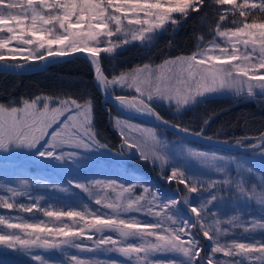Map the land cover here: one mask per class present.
Masks as SVG:
<instances>
[{
	"label": "snow or ice",
	"instance_id": "1",
	"mask_svg": "<svg viewBox=\"0 0 264 264\" xmlns=\"http://www.w3.org/2000/svg\"><path fill=\"white\" fill-rule=\"evenodd\" d=\"M192 13L202 19L211 14L213 22L210 38L198 36L190 55L105 74L101 53L114 58L135 41L147 47ZM76 54L89 60L96 87L118 112L149 116L163 126L170 122L156 111L159 103L179 113L212 94L264 100V0H0V71H36ZM19 103H0V153L26 150L57 167L55 162L67 165L107 148L97 139L91 98L38 94ZM112 120L123 138L121 151L149 160L162 175L170 172L164 178L175 181L176 191L161 194L126 175L73 177L44 182L53 200L33 195V184L42 183L34 177L4 180L0 210L9 211H0V245L22 250L38 264H49L50 257L37 250L53 249L118 253L127 258L121 264H152L160 252L171 254L168 264H264V131L247 143L259 152L257 169L241 156L177 151L155 129ZM170 126L204 136L203 129ZM235 205L245 209L243 215ZM253 205L259 211L248 213ZM70 261L100 264L79 254Z\"/></svg>",
	"mask_w": 264,
	"mask_h": 264
},
{
	"label": "trees",
	"instance_id": "2",
	"mask_svg": "<svg viewBox=\"0 0 264 264\" xmlns=\"http://www.w3.org/2000/svg\"><path fill=\"white\" fill-rule=\"evenodd\" d=\"M201 11L203 12V9ZM212 22L213 17L211 14H209L206 19H202L199 13H192L188 20L182 23L175 32L168 31L156 37L147 47L143 46L141 42L135 41L124 46L122 49H117V54L114 58H108L106 54L101 53V63L105 70V74L109 76L114 74L118 75L122 71H128L138 65L142 66L145 63L158 65L167 59L190 55L196 50L198 36H203L205 40L210 38L208 25ZM113 39H115V37ZM92 75V65L89 60L85 59L83 56L55 63L40 72L30 74L0 72V103L5 105L13 103L14 106H20L19 102L21 100L29 99L38 94H68L91 98L93 102L95 131L98 134L97 139L101 144L107 145V148L97 149L99 150L97 151L99 153L98 156L104 159L99 158L96 160V168H98V170L101 169L103 172L107 170H109V173L117 172L119 175H126L128 178H138L137 180L139 182L147 181L148 185L152 186L153 191L160 192L161 194L169 193L170 191L174 193L177 188L175 181L169 183L163 178L167 176V170L162 175L158 168L151 162L141 160L138 156L127 150L121 151L122 137L111 124V116L112 114H116V112L102 101L93 84ZM118 93L119 91L117 94ZM108 109L110 112H108ZM157 111L164 118L183 127H188L193 131L203 129L205 135L235 143L238 140H243L245 137L249 138L245 144L255 142L259 134L264 131V100L260 97L245 98L242 96H218L215 94L209 98L207 97L203 103L193 105L190 109H183L181 113L174 115L175 118L170 115L175 114L173 110L160 108ZM205 120H207V123H205ZM158 129L161 130L162 128L159 127ZM161 131L167 139L176 143L181 142L179 136L176 134L164 129ZM185 142L191 143L192 145L196 144L187 139H185ZM217 150L218 149H214V151ZM218 151L225 155L231 154L241 157H251L259 154L258 151ZM12 154L13 152L0 153V172L3 173L0 182L12 176L6 173V168H10V170L16 169V167L22 165L23 162L29 161L33 157L29 153L15 156ZM96 154L95 152L94 155ZM107 158H113L114 160L110 161L107 165L108 161H105ZM119 160L123 161L119 162ZM55 163L58 165L57 167H53V162L51 161L38 158L37 161L28 163L29 166L23 165L22 167H29L31 170L28 172L30 176L27 177H34L41 180V184H44V182L63 178L60 171L64 170L63 167H65V165H63L62 162ZM132 164H138L139 170L136 171L132 169ZM233 175H235V173H233ZM27 177L24 175V178ZM44 178H47V180L45 181ZM10 180L12 179H8V181ZM253 183H256V180L253 179ZM38 186L44 187V185ZM36 187L33 185L32 188L43 190ZM179 187L182 188L183 186L180 185ZM137 190L140 189L137 188ZM0 194L3 193L0 192ZM224 195L227 196L226 193ZM56 198L55 196L53 200ZM23 199L27 201V198ZM64 200L68 203L72 201L67 197H65ZM41 203H43V201ZM0 211L8 212L9 210L5 209ZM22 215L30 216L32 214L24 213ZM85 242L89 245L93 243V241L88 240ZM204 242L205 244L208 243L207 240ZM0 249V252L3 253L6 258L12 257L15 261L17 260L22 264H38L35 260L32 263L29 261V258L27 259L26 256L24 257L21 254L22 250L8 248L3 245H0ZM2 249H4L5 252H3ZM54 250H57L59 254L62 255L58 249ZM78 253L79 252H77V254ZM88 254L93 257V259H95V256H99L93 253ZM109 254L117 257V253ZM203 254L204 253H202V255ZM44 255L54 260L51 258V255L47 254V250H45ZM105 255H108V253ZM217 255L219 256V254Z\"/></svg>",
	"mask_w": 264,
	"mask_h": 264
},
{
	"label": "rangeland",
	"instance_id": "3",
	"mask_svg": "<svg viewBox=\"0 0 264 264\" xmlns=\"http://www.w3.org/2000/svg\"><path fill=\"white\" fill-rule=\"evenodd\" d=\"M118 94H120V93H118ZM213 95H215V94H212V95L208 96V98L213 96ZM216 95H218V96H232L231 93L216 94ZM155 107H156V111L159 110L160 108L173 110V109L169 108L166 103H159V104L155 105ZM181 112H179V113H181ZM179 113L175 112V114H170V115L174 117V115H178ZM117 116L120 119H125V118L130 119L132 123L137 122L135 124H139V125H141L143 127L155 129L157 135H159L161 137V139L165 140L169 144V146H174L177 151H179L182 148L183 149L192 148V149H195V150H198V151H209V152L214 151V148L211 149V147H207V146L206 147H202L204 145L199 146L200 144H198V143H196L198 145H196V144L192 145L191 143H190L191 144L190 145L189 143L185 142V138L184 137H181L179 135H177V136H179L181 142L176 143V142H174V141H172L170 139H167L166 136L163 135V132L160 129L154 127L153 125L150 126V124H148V123L145 124V122H143L141 120L124 117V116H121V115H119L117 113L114 114V115L112 114V116H111V124L114 126V128H116V127H115V125L113 123L112 117H117ZM116 130L119 133V130L117 128H116ZM97 151H99V150L94 149L93 151L88 153L86 157L85 156H81L79 158L78 162H68V164L65 165V167H63L64 170L60 171V174L63 176V178H61L60 180H64L65 178L72 179L73 177H76L78 179H82L84 177L95 178V179H105V178H108V177H115V175L116 176L119 175L117 172L109 173V170H107L106 172H103V171H101V169L98 170V168H96V164H95L96 160L99 159V158L104 159L103 157H99L98 156L99 153ZM95 152L97 153L96 155H94ZM216 152H218V154L225 155L224 153H222V152H220L218 150ZM26 153H28L26 150L25 151H16V152H13L12 155L15 156V155L26 154ZM244 158L249 159L251 163L255 164L257 169L260 168L261 161H260L259 154L251 156V157H247L246 156ZM37 159H38L37 157H32L29 161L23 162L22 165H20L19 167H16V169H13V170H10V168H6V170H7L6 173L12 175L8 179H12L10 181H14L15 178H17V177L24 178V175H26V177L30 176V174H28V172L31 171L29 169V167H22V166L23 165L29 166L28 163H30L31 161L35 162V161H37ZM113 160H114L113 158H107L105 161H108L107 162V165H108L109 162L113 161ZM121 161H123V160H119V162H121ZM147 161H149V160H147ZM194 163L195 162H193V164ZM138 166H139L138 164H132L131 168L136 170V171H138L139 170ZM154 166H156V165H154ZM157 168L160 171V168L159 167H157ZM123 170H125V169H123ZM10 171H14V172H10ZM160 173H161V171H160ZM2 174L3 173L0 172V178H1ZM167 175H170V172H168ZM129 179L132 180L133 183H137V184L141 183L136 178L130 177ZM254 180H256V183H258L259 182V175L254 177ZM48 182H50V181H48ZM154 183H155V181H154ZM33 185H34V187L37 186L36 188L43 189V190H38V189H33L32 188L31 191H32L33 195L45 196L46 199H54L55 196L52 195L53 191L51 189L46 188V187H39L38 186V185H44V184H38V185L37 184H33ZM155 186L157 187L156 184H155ZM75 191L79 192L78 189H76ZM137 191H140V190H137ZM25 202L27 203V201H25ZM65 202H66V200H65ZM71 202H73V200L70 201L69 203H71ZM85 202H87V198H85ZM232 207H233V205H229L228 208L226 209L228 215L234 214L232 212ZM235 207L241 213V215L244 214L245 209L243 207H241L240 205H235ZM246 211L248 213H253V212H258L259 209H258V206L253 205L252 207H248L246 209ZM113 238L115 239L116 236L113 235ZM205 240H206V238H205ZM2 251L5 252L4 249H2ZM37 251H41L42 254L45 253V250H37ZM77 252H79L78 254L81 256V258L87 259L88 257H91L87 252L80 253V251L78 249H70L67 253L61 252L62 255L59 254V252L57 250L53 249V250H47V254L51 255V258L54 259V260L50 259L49 264H71L70 257H71L72 254H77ZM162 253H165V252H162ZM162 253L160 252V253H156L154 255L152 264H168L169 256L171 254L170 253L162 254ZM21 254L24 257L26 256L27 259L29 258V261H31L32 263L34 262V259L32 258V256H30L26 252L22 251ZM116 255H117V257L111 256L109 253H108V255H105V254L104 255H99V256H95V260H98L100 262V264H112V260H115V264H121V261L127 259L125 257L119 256L118 253ZM219 255H222V254H219ZM0 264H22V263H19L17 260L15 261L12 257L6 258L3 255V253L0 252Z\"/></svg>",
	"mask_w": 264,
	"mask_h": 264
},
{
	"label": "water",
	"instance_id": "4",
	"mask_svg": "<svg viewBox=\"0 0 264 264\" xmlns=\"http://www.w3.org/2000/svg\"><path fill=\"white\" fill-rule=\"evenodd\" d=\"M78 56H83L84 57V54H76V57H78ZM72 58L73 57H64V58L61 59L60 62H63V61H66V60H69V59H72ZM53 64H55V63L49 64L47 67H49V66H51ZM47 67H45V68H47ZM45 68L38 69L36 71H23V72H19V71H17V72L0 71V72L12 73V74H30V73L40 72V71L44 70ZM92 73H93V75H92L93 84H94V86L96 88V91L100 95L102 101L104 103H106V105H108L113 111H115L119 115H122V116L128 117V118H134V119L141 120V121H143L145 123H148L150 125L160 127V128H162V129H164L166 131H169V132H172V133H174L176 135L184 137L185 139H187V140H189L191 142L198 143L200 145H204V146L211 147V148H214V149L228 151V152H253V151H257V150H253V149L248 148L247 144H245V147H237L235 142H230V141H226V140L217 139V138L205 135V134H204L203 137H197L195 135L181 133L177 129H175V128L170 126L171 124H177V123H175L173 121H170L168 119L167 120L170 122L169 126H163V125H160L158 121H155L153 118H151L149 116L137 115V114L128 113V112H118V109L116 108L115 103L113 101H111V100H106V98L102 94L101 90L96 87L95 71H94V67L93 66H92ZM108 112H110L109 109H108ZM191 131L195 132L193 130H191ZM206 137H211L212 139L208 140V139H206Z\"/></svg>",
	"mask_w": 264,
	"mask_h": 264
},
{
	"label": "bare ground",
	"instance_id": "5",
	"mask_svg": "<svg viewBox=\"0 0 264 264\" xmlns=\"http://www.w3.org/2000/svg\"><path fill=\"white\" fill-rule=\"evenodd\" d=\"M122 116V115H121ZM134 121V120H133ZM135 123H137V122H135ZM142 123V122H141ZM146 124V123H145ZM151 126V125H150ZM155 127H157V126H155ZM159 128V127H158ZM162 130V129H161ZM171 137V136H170ZM175 137V136H174ZM177 137V136H176ZM128 156V155H127ZM115 162V161H114ZM103 166H104V164H103ZM105 168V167H104Z\"/></svg>",
	"mask_w": 264,
	"mask_h": 264
}]
</instances>
